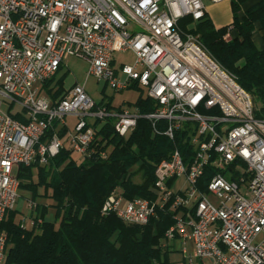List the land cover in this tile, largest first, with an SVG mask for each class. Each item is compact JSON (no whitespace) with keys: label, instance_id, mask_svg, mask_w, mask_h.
<instances>
[{"label":"built area","instance_id":"built-area-1","mask_svg":"<svg viewBox=\"0 0 264 264\" xmlns=\"http://www.w3.org/2000/svg\"><path fill=\"white\" fill-rule=\"evenodd\" d=\"M207 1L225 0H0V264L8 245L2 223L16 210L21 167L47 165L65 148L81 162L107 159L110 148L99 151L95 139L108 118L124 139L143 118L170 140L185 128L195 154L186 162L176 149L158 164V202L113 194L102 214L146 225L158 208L181 211L166 242L179 239L188 264H264V119L255 116L253 98L237 77L183 29L189 19L191 25L205 19ZM117 52L133 53L134 63L116 68ZM67 56L86 60L88 76L116 91L146 88L154 111H109L80 84L54 101L42 86ZM215 67H222L224 83H217ZM68 116L77 118L72 132ZM208 167L217 174L202 192Z\"/></svg>","mask_w":264,"mask_h":264},{"label":"trees","instance_id":"trees-1","mask_svg":"<svg viewBox=\"0 0 264 264\" xmlns=\"http://www.w3.org/2000/svg\"><path fill=\"white\" fill-rule=\"evenodd\" d=\"M247 1H233L231 25L217 29L207 15L190 33L237 77L247 93L264 104V48L256 42L257 33L264 42V0H258L243 12L242 6ZM190 22L189 19L183 24L184 30ZM230 27L233 33L226 39ZM62 69L63 65L58 73ZM57 75L42 86V92L54 101L65 90V77L52 87ZM100 104L109 111L123 109V106L116 109L112 102ZM131 105L143 115L154 111V103L147 96ZM255 116L264 119V105ZM114 122V118H108L95 139L99 151L110 148L107 159L97 155L78 162L73 152L65 148L47 165L37 162L21 167L20 189L30 193L29 202L34 203L40 196L49 203L33 208L34 226L23 227L22 222H16V210L6 215L2 227L8 235V245L3 264H172L173 251L166 242V233L174 226L176 213L181 211L158 208L148 224L127 225L116 215L102 214V208L113 194L130 202L140 199L158 202L155 170L176 149L182 151L186 162L190 161L195 150L189 142V133L183 128L176 133L175 140H170L156 133L153 124L143 118L132 135L124 139L116 133ZM164 126L160 122L158 130L163 131ZM56 127L55 124L48 134ZM68 132L67 128L61 131L65 141ZM216 174L208 167L200 179V191H208V184ZM51 215L53 218H49Z\"/></svg>","mask_w":264,"mask_h":264},{"label":"rangeland","instance_id":"rangeland-1","mask_svg":"<svg viewBox=\"0 0 264 264\" xmlns=\"http://www.w3.org/2000/svg\"><path fill=\"white\" fill-rule=\"evenodd\" d=\"M207 13L209 17H211L213 23L216 27H225L232 22V8H231V0H225L221 3H210L207 5ZM185 23V22H184ZM183 23V24H184ZM185 24L184 28L187 32H190V29L194 27V24ZM183 26V25H182ZM234 31V30H233ZM233 32H231L232 34ZM115 67L119 68L122 64H133L135 61V56L133 53H120L117 52L114 56ZM89 72V64L86 60L67 56L64 61L63 69L58 73L55 82L52 84V87L56 85V83L63 77H65L64 83V92L63 95L74 85L80 84L84 86L87 94L98 104L104 103L108 104L112 102L113 106L118 109L120 107H133L142 96H147V89L142 87H132L123 91H116L110 87V85H106L104 82H99L94 77L88 76ZM62 95V96H63ZM254 101V110L255 112H261L263 108V103L255 97H252ZM66 122L68 127L70 128V132L74 130V125L77 122V118L75 116L66 117ZM73 158L81 162L83 157L78 153H73ZM37 172V171H36ZM36 178V177H35ZM139 181V179H136ZM43 193V189L39 190V194ZM18 203L16 206V222H27V226L30 227L31 219H32V211L33 209L29 206L31 195L28 191L24 189H19L18 192ZM33 203V202H32ZM49 203V200L46 201L42 199V197L38 196L34 202L35 207L42 206L44 204ZM33 207V206H32ZM49 218H53L51 215ZM184 255L179 252L170 255V261L172 264H184L182 261L184 260Z\"/></svg>","mask_w":264,"mask_h":264},{"label":"crops","instance_id":"crops-1","mask_svg":"<svg viewBox=\"0 0 264 264\" xmlns=\"http://www.w3.org/2000/svg\"><path fill=\"white\" fill-rule=\"evenodd\" d=\"M258 0H248L243 6H242V11L244 12L249 6H251L253 3H255V2H257ZM210 3H212V2H209V1H207L206 2V5H208V4H210ZM232 3H233V1H231V8H232ZM207 15H208V13H207ZM208 17H209V15H208ZM233 17H234V15H233V9H232V22L229 24V25H231L232 23H233ZM210 19H211V17H209ZM212 20V19H211ZM213 22V21H212ZM215 25V24H214ZM229 25H227V26H229ZM215 27H216V25H215ZM226 27V26H225ZM217 29H219V27H216ZM221 28H223V27H221ZM256 42H257V45L260 47V48H264V42L262 41V39H261V37H260V34L259 33H257V37H256ZM179 186H184V181L183 180H180L179 182ZM170 244V246H171V250L173 251V254H175V253H177V252H179L180 254L182 253L181 252V250H182V242L179 240V239H177V240H175V241H172V242H170L169 243ZM188 249H189V252H192V246L189 244L188 245ZM184 259V258H183ZM184 264H188L187 263V261L184 259L183 261H182Z\"/></svg>","mask_w":264,"mask_h":264},{"label":"bare ground","instance_id":"bare-ground-1","mask_svg":"<svg viewBox=\"0 0 264 264\" xmlns=\"http://www.w3.org/2000/svg\"><path fill=\"white\" fill-rule=\"evenodd\" d=\"M215 63H220L215 58ZM215 76H217V83H224V76H222V67H215Z\"/></svg>","mask_w":264,"mask_h":264}]
</instances>
